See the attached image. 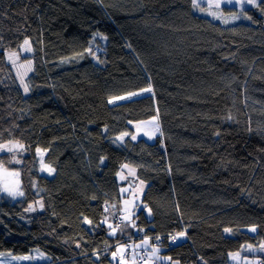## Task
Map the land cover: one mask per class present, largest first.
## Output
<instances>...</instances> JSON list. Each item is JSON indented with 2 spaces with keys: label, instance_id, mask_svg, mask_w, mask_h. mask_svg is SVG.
Masks as SVG:
<instances>
[{
  "label": "trees",
  "instance_id": "16d2710c",
  "mask_svg": "<svg viewBox=\"0 0 264 264\" xmlns=\"http://www.w3.org/2000/svg\"><path fill=\"white\" fill-rule=\"evenodd\" d=\"M253 9L227 25L193 0H0V142L28 149L19 164L0 154L23 187L21 198L0 197V253L107 264L121 245L116 264H146L151 246L180 264H229V253L263 245L264 3ZM24 38L28 93L6 57ZM153 115L155 141L133 140L132 123ZM39 147L52 177L39 172ZM124 164L147 184L134 227L123 210L107 218ZM252 255L264 264V251Z\"/></svg>",
  "mask_w": 264,
  "mask_h": 264
},
{
  "label": "rangeland",
  "instance_id": "374dc122",
  "mask_svg": "<svg viewBox=\"0 0 264 264\" xmlns=\"http://www.w3.org/2000/svg\"><path fill=\"white\" fill-rule=\"evenodd\" d=\"M260 1L261 0H255L254 4L251 5L244 4L243 6H241V4L238 3H233V4L225 3V0H197V4L199 5V7L193 6V10L199 15L207 16L212 20L220 21L223 24L230 25L233 23H237L239 21H248L249 13L247 9L254 8L253 9L254 11L255 10L258 11L257 9ZM217 4H219L218 8L216 7ZM225 8H227L228 11H225ZM200 9H204V11H201ZM230 9H232V11H229ZM234 15L238 16L239 18L233 19ZM263 28H264V23H263ZM25 40L28 41V44H25ZM102 41H104V39H102ZM28 49H30V51H28ZM13 53L16 54L13 57L15 63H13L8 59L9 54H13ZM32 53H33V47L31 40L29 38H24L18 48L8 49L6 51L7 60L11 64L14 74L20 85V88L23 91H24V87L23 84L21 83V80L23 79L24 83L27 84V77L33 71L34 62H33V58L30 57ZM25 56H29V57H25ZM29 62H30V68L26 67L29 65ZM136 93L138 95H143L146 94L147 91L139 90L136 91ZM132 124L135 128V131L133 134H131V136L133 135L136 136L135 140L139 138H145L149 141H155L157 136L161 133V125H160L159 117L157 115L149 116L147 118L135 121ZM156 126H158L159 128L158 131L156 130ZM126 137L127 136H124V138ZM21 145L23 147H20ZM37 149H40L41 151L38 152ZM37 149H36V154H37V164H38L39 172L52 177L55 174V169L51 165L47 164L44 160L47 151L41 147ZM27 153H28V149L25 147L24 143L19 139H9L7 141L0 142V154H6L11 162L19 164L22 161L23 156L26 155ZM105 162L106 160L104 159L103 163ZM48 169H52L53 171L49 172ZM121 177H123V179H121ZM118 180L120 183L121 198L114 199L108 202L111 208V213L108 212L107 218H110V216L114 212H117L120 209L125 211L126 217L129 218L126 219V222L123 224L124 227L132 226L135 219L133 214L143 204L142 198L147 184L144 181L141 184L142 180L138 178L137 168L130 164H124L120 168L118 172ZM5 187L13 188L19 192H23V187L20 180L19 168L0 165V197L11 198V199H18L22 197V196L13 197L8 195L7 192L4 191ZM124 189H128V191L125 192L123 191ZM40 204H43L42 197H39L37 200L38 208L42 209L40 207ZM31 206L33 207V205ZM148 209L149 208H146V213H149ZM109 225L110 224L108 223V226ZM253 227H255L256 229L255 232L251 231ZM110 229L111 232H113V229L116 230V227L112 225L111 228H109V230ZM246 229L250 233H256L258 226L250 225L247 226ZM141 241L143 240L140 239L138 241V243L140 242V245L142 244ZM249 246H251V248H249ZM262 246H264V244L261 246L248 244L245 247H243L244 249H241L242 252L244 254H247V256L244 257V264H261V258L257 255H251L250 253H258V249L264 251V247ZM160 247L164 248L163 246ZM120 248H122L121 245H119L116 248V250L111 252L110 255L111 261L107 264H116L117 257L120 253L118 249ZM114 252L116 253L115 257H113L112 255ZM1 253H3L4 255L0 256V260H3L5 264H24V263L40 262V261L44 262L45 260H47V255L43 252L24 254V255H15V254L9 255L10 252H1ZM24 256H30L32 258L28 260L13 259V257H24Z\"/></svg>",
  "mask_w": 264,
  "mask_h": 264
},
{
  "label": "snow or ice",
  "instance_id": "6c2138e0",
  "mask_svg": "<svg viewBox=\"0 0 264 264\" xmlns=\"http://www.w3.org/2000/svg\"><path fill=\"white\" fill-rule=\"evenodd\" d=\"M225 3H228V4L238 3V4H241V6H243L244 4H249V5L254 4V3H255V0H225ZM261 3H264V0H261ZM193 6H194V7H199V5L197 4V0H193ZM257 6H258V5H257ZM216 7L218 8V7H219V4H217ZM200 10H201V11H204V9H200ZM213 15H214V14H213ZM238 18H239V17L236 16V15L233 16V19H238ZM248 19H251V17H248ZM25 44H28V41H27V40H25ZM28 51H30V49H28ZM87 51H88V53H89L90 55H95V53H93V52L91 51V49H88ZM15 55H16V54L13 53V54H9V56H8V59H9L10 61H12L13 63H15V60L13 59V57H14ZM26 67H29V68H30V62H29V65L26 66ZM21 83L23 84L24 91H25V92H28V91H29L28 84L24 83L23 79L21 80ZM142 91H148V92H150V91H151V88L144 89V90H142ZM136 95H138V94H137V93H128L126 96H117V97H113V98H111V99L109 100V103H113V101H115V100H126V99H131L132 97H134V96H136ZM154 119H155V118H154ZM156 130H157V131L159 130L158 126H156ZM126 135H128V133H123V134H121V136L117 137V140H123L124 136H126ZM132 139L135 140V139H136V136L133 135V136H132ZM20 147H23V146L21 145ZM37 151L39 152V151H41V150H40V149H37ZM125 167H126V166H125ZM48 171L51 172V171H53V170H52V169H48ZM121 179H123V177H121ZM142 183H143V181H141V184H142ZM4 191L7 192L8 195L13 196V197H15V196H23V192H19V191L13 189V188L5 187ZM123 191L126 192V191H128V189H124ZM40 207L43 208V204H40ZM145 207H147V206L145 205ZM32 210H33V208H32V206L30 205L29 208H28V211H32ZM148 212H149V214H151V209H148ZM84 219H85V222H87V223H89V224L91 223V221H88L86 217H85ZM124 219H129V218H128V217H125ZM109 227H111V225H109ZM133 227H134V225H133ZM255 230H256L255 227H253V228L251 229V231H253V232H255ZM225 231H226V232H230L231 230H230V229H225ZM114 233H115V229H113V234H114ZM184 236H185V232H180V233H177L175 236H173V237H172V240H173V241H176L178 237H184ZM155 239H156V240H159V237H155ZM143 244L146 245V244H147V240H145V241L143 242ZM77 246H79V245H77ZM142 246H143V245H137L136 247H142ZM262 247H264V246H262ZM249 248H251V246H249ZM118 251H123V248L118 249ZM152 251H153V254L155 255V253L158 252L159 250L153 248ZM2 255H4V254H3V253H0V256H2ZM9 255H10V254H9ZM112 255H113V257H115V256H116V253L114 252ZM230 255H232L233 259H235L236 256H238L239 254L236 253V254H230ZM31 258H32V257H30V256H24V257H13V259H16V260H28V259H31ZM155 258L159 259V257H155ZM164 259L168 260V261L170 262V264H178V262H172V261H171V257H166V258H164ZM121 261L123 262V257H121ZM0 264H5V262H4L3 260H0Z\"/></svg>",
  "mask_w": 264,
  "mask_h": 264
},
{
  "label": "crops",
  "instance_id": "0c3cea01",
  "mask_svg": "<svg viewBox=\"0 0 264 264\" xmlns=\"http://www.w3.org/2000/svg\"><path fill=\"white\" fill-rule=\"evenodd\" d=\"M145 246L148 247V245H145ZM148 248H149V250H148V254L147 255L150 256V258L147 259L146 264H156V262H160V264H161V263H164L165 261H167L164 258L169 257L168 254H166V253L162 252V250L158 249L159 251L156 252L155 255H154L153 251H152L153 249H151V246L148 247ZM155 249H157V248H155ZM236 253H238L239 255L236 256L235 259H233L232 255H230V254H236ZM250 254L252 255L254 253H250ZM245 256H247V254H244L242 252V250L231 252V253L228 254L229 264H244V257ZM155 257H159V259H157ZM134 258H135V256H133L130 259V263H133ZM185 264H190V263H185Z\"/></svg>",
  "mask_w": 264,
  "mask_h": 264
},
{
  "label": "built area",
  "instance_id": "2783aa9c",
  "mask_svg": "<svg viewBox=\"0 0 264 264\" xmlns=\"http://www.w3.org/2000/svg\"><path fill=\"white\" fill-rule=\"evenodd\" d=\"M122 219H121V216H119L118 217V221H121ZM156 237H159V240H156L155 238H154V240H155V242H157V243H159V244H162L163 243V240H164V237L163 236H160V235H158V236H156ZM173 242H175V241H173ZM124 253V252H123ZM122 253V254H123ZM121 254V255H122ZM167 264H170V262H168Z\"/></svg>",
  "mask_w": 264,
  "mask_h": 264
},
{
  "label": "clouds",
  "instance_id": "9594fccd",
  "mask_svg": "<svg viewBox=\"0 0 264 264\" xmlns=\"http://www.w3.org/2000/svg\"><path fill=\"white\" fill-rule=\"evenodd\" d=\"M258 15L262 18L263 23H264V15H263V12L258 11ZM163 237L165 238V236H163ZM175 244H176V241L175 242H172V244L169 245V248L173 247Z\"/></svg>",
  "mask_w": 264,
  "mask_h": 264
},
{
  "label": "bare ground",
  "instance_id": "6f19581e",
  "mask_svg": "<svg viewBox=\"0 0 264 264\" xmlns=\"http://www.w3.org/2000/svg\"><path fill=\"white\" fill-rule=\"evenodd\" d=\"M170 235L172 234V233H169Z\"/></svg>",
  "mask_w": 264,
  "mask_h": 264
}]
</instances>
